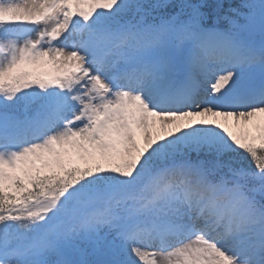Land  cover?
I'll use <instances>...</instances> for the list:
<instances>
[{
	"label": "snow or ice",
	"instance_id": "snow-or-ice-1",
	"mask_svg": "<svg viewBox=\"0 0 264 264\" xmlns=\"http://www.w3.org/2000/svg\"><path fill=\"white\" fill-rule=\"evenodd\" d=\"M0 264H264V0H0Z\"/></svg>",
	"mask_w": 264,
	"mask_h": 264
}]
</instances>
